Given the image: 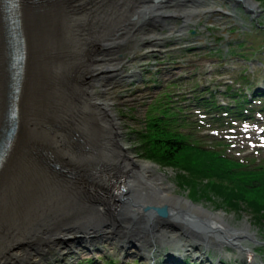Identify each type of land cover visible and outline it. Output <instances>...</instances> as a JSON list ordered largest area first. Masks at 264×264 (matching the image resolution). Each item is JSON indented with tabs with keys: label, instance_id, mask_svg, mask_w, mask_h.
I'll list each match as a JSON object with an SVG mask.
<instances>
[{
	"label": "bare ground",
	"instance_id": "6f19581e",
	"mask_svg": "<svg viewBox=\"0 0 264 264\" xmlns=\"http://www.w3.org/2000/svg\"><path fill=\"white\" fill-rule=\"evenodd\" d=\"M227 1L232 8L245 4L259 12L254 0ZM205 2L22 1L19 24L26 56L16 96L15 131L0 165V243L9 237L7 234L15 236L8 241V252L5 246L0 248V264H11L25 251V240H29V248L50 237L61 236L63 240L100 233L108 225L152 254L165 245H170L171 251L202 248L203 252L208 247L231 257L230 249H234L240 260L246 258L250 263L254 252L250 240L257 238V231L251 232L248 224L233 226L223 213L206 211L202 204L173 194L167 174L134 155L122 135H113L112 145L108 139L99 142L108 123L94 103H106L111 120L117 117L113 105L105 100V75L128 63V56L134 57L138 47H155L153 39L166 37L177 24V31L188 28L195 12L208 9ZM5 25L0 0V138L8 132L10 105ZM88 79L90 82L83 85ZM90 137L92 144H85L88 148L79 147L80 139ZM58 166L60 169H54ZM98 169L121 172L128 181L127 190L133 189L132 198L111 210L99 196L107 192L101 190L105 180L99 178ZM125 192L130 195V191ZM161 201L183 207L180 221L164 222L142 212V217L129 221L147 203ZM207 215L212 222L204 220ZM191 218L199 227L192 225ZM51 227L55 228L45 234Z\"/></svg>",
	"mask_w": 264,
	"mask_h": 264
},
{
	"label": "rangeland",
	"instance_id": "374dc122",
	"mask_svg": "<svg viewBox=\"0 0 264 264\" xmlns=\"http://www.w3.org/2000/svg\"><path fill=\"white\" fill-rule=\"evenodd\" d=\"M254 1L259 5V12L251 11L245 4L232 8L231 2L227 0H206L208 6L205 8L208 9L195 12L196 16L194 15L188 28L177 31L180 28L177 24L173 32H167L166 37L153 39L155 47L142 45L138 47L134 57L128 56V63L120 68H112L113 72L104 77L108 87L105 100L113 105L117 123L116 127L109 123L111 113L107 110L106 103H94L108 123L107 131L102 134L101 139L98 138L100 144L108 139L112 145V136L122 135L134 155L155 164L167 174L168 181L173 184V194L189 199L188 188L178 185L179 179L173 169L162 168L159 164L142 158L135 132L153 105H167L169 99L178 100L179 95L190 91L192 87L202 90L199 93L212 88L224 91L227 84L239 86L233 80H240L244 85L240 77L246 74L250 85L255 89H263L264 48L260 46L264 44V0ZM212 7L217 9L214 10L216 12L209 10ZM179 23L182 25L183 21L179 20ZM5 33L7 36V27ZM89 82L90 79L85 80L83 85ZM218 99L227 101L220 95ZM104 188L109 190L106 182ZM194 202L202 204L206 211L209 209L223 213L233 226L248 224L251 232L257 231V238L250 240V245L254 248L250 263L246 262V258L240 260L234 249H230L233 252L231 257L228 254L219 255L207 248L204 250L206 252H202V248L195 251H171L172 247L165 245L158 247L152 254L140 247L136 240H126L118 230L108 225L101 228L100 233L63 240L61 236L50 237L45 241L40 240V243H32L29 248V240H25L23 247L26 250L20 252L11 264H109L110 261L115 264H264V227L253 225L249 213L225 208L217 210L216 205L206 198H194ZM109 208L113 210L110 203ZM133 217H140V212L137 211ZM220 224L223 225L215 221L218 227ZM53 228L55 227L47 229L45 234ZM123 228L124 231L127 230L126 227ZM7 236L9 237L0 243V248L5 246L4 251L8 248V241L15 235Z\"/></svg>",
	"mask_w": 264,
	"mask_h": 264
},
{
	"label": "trees",
	"instance_id": "16d2710c",
	"mask_svg": "<svg viewBox=\"0 0 264 264\" xmlns=\"http://www.w3.org/2000/svg\"><path fill=\"white\" fill-rule=\"evenodd\" d=\"M151 108L135 132L142 158L173 169L178 185L188 188L191 198H206L217 209L247 212L253 225L264 227V170H245L191 144L174 127L178 122L167 106L159 103Z\"/></svg>",
	"mask_w": 264,
	"mask_h": 264
},
{
	"label": "water",
	"instance_id": "95a60500",
	"mask_svg": "<svg viewBox=\"0 0 264 264\" xmlns=\"http://www.w3.org/2000/svg\"><path fill=\"white\" fill-rule=\"evenodd\" d=\"M9 91H10V105H9V111H8V118L6 120V126L8 127V132L6 133V135L2 138H0V165L5 157L6 151L7 149H4L3 147V143L5 141V139H7L8 137H10L12 139L14 131H15V125H14V121L12 122L11 120V104L13 101V91L11 90L10 86H9ZM17 92H15L16 94ZM111 113V112H110ZM112 114V113H111ZM111 117V115H110ZM109 123H113L114 126L116 127L117 121L114 120L112 121L111 118L108 120ZM92 144V140L91 137L88 139H85V141L83 139H80L79 144L86 148H88L89 146ZM53 169V168H52ZM54 169H60L59 166L58 167H54ZM96 172H98L99 174H101L102 169H98L96 170ZM114 173H119V176H114ZM121 172H111V170H107L104 175L107 176V178L109 179V181H113L119 177H124L126 179V177L123 174H120ZM91 175V174H90ZM92 176V175H91ZM128 184V181H127ZM130 191V195L128 194H123V191H114L113 193L110 194L111 199L114 201H116V204H114L112 206V209H115V206H119L122 202L127 203L129 201V198L131 199V193L133 192V189L127 190V192ZM100 197H102L104 199V194L103 192L99 193ZM119 208H117L118 211ZM182 210V211H181ZM115 211H113L115 213ZM145 216H152V218L156 219V220H160V221H164V222H169V223H173L175 221H180V217H181V213H183V207L179 206V204L177 203H172V202H167V201H161L158 203H147L146 205L143 206L142 211H141ZM140 212V217L141 213ZM123 216V215H122ZM186 217V216H185ZM120 218V217H119ZM206 220H211V218L209 217V215L206 216ZM133 218H131L132 220ZM205 220V219H204ZM212 222V220H211ZM191 223L194 226H198V222L196 221L195 218H191Z\"/></svg>",
	"mask_w": 264,
	"mask_h": 264
}]
</instances>
